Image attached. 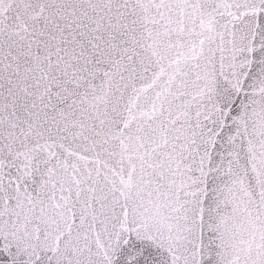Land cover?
<instances>
[{
  "label": "snow or ice",
  "instance_id": "6c2138e0",
  "mask_svg": "<svg viewBox=\"0 0 264 264\" xmlns=\"http://www.w3.org/2000/svg\"><path fill=\"white\" fill-rule=\"evenodd\" d=\"M0 264H264V0H0Z\"/></svg>",
  "mask_w": 264,
  "mask_h": 264
}]
</instances>
